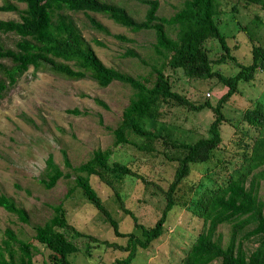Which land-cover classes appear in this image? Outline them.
<instances>
[{
  "label": "rangeland",
  "instance_id": "rangeland-1",
  "mask_svg": "<svg viewBox=\"0 0 264 264\" xmlns=\"http://www.w3.org/2000/svg\"><path fill=\"white\" fill-rule=\"evenodd\" d=\"M105 1L123 6L135 20H141L144 16L146 5L141 2ZM158 1V15L166 17L173 14L183 2ZM17 5L19 8L24 7L22 3ZM62 12L73 19L104 65L133 76H148L151 66L161 63L152 47L155 41L153 31L134 32L114 23L104 14L89 13L108 28L109 33H105L94 29L82 12ZM0 19H19V16L15 11L0 10ZM216 19L231 54L240 64H250L252 47L264 43V4L218 0ZM0 39L5 47L15 48L19 38L13 33L0 32ZM205 45L210 50L211 59H217L222 54L216 40H208ZM130 50L137 56L130 55ZM0 62L7 61L0 59ZM213 68L227 76L238 71V67L230 60L213 64ZM164 72L171 80L172 89L186 95L196 106L205 101L215 106L227 90L215 77L190 78L181 69L173 70L167 66ZM132 95L133 89L119 81L101 87L89 77L74 80L46 67L34 70L32 66L3 92L0 97V193L13 198L17 205L23 207L28 220L21 221L17 215L0 207V241L5 238L4 231L10 229L17 239L32 242L34 264H50V251L34 239V227L48 220L53 215L52 207L62 201L66 220L85 234L73 239L79 251L68 256L70 264H111L126 256V252L100 243L107 240L123 245L126 238L115 236L110 223L90 204L80 188L75 189L68 198L64 197L73 184L74 173L64 164L62 150L66 151L71 165L77 166L85 162L95 149L110 148L112 153L109 162L127 163L144 175L148 183L132 176L108 177L120 193L125 207L135 214L138 222L146 226L155 224L165 205L163 190L173 180L177 166L175 160L168 159L158 151H164L170 156L176 149L157 143L156 151L139 150L135 143L141 144V140L129 132L128 143L113 146V129L120 123L122 111ZM257 101L264 102V70L257 71L248 82L240 81L238 92L223 105L226 121L221 125L222 141L218 149L214 150L212 161L191 165V172L182 186V189L188 190L189 185H197L194 193V189L191 192L194 198L224 176L225 171L219 170L222 161L241 162L242 156L239 153L242 149L237 140H249L255 134L252 127L241 122V113ZM75 108L80 111L79 114L67 111ZM213 119L212 107L196 110L167 105L162 106L160 119L155 122L146 121L144 125L146 128L152 124L162 130L165 128L171 133L172 139L178 142H192L210 136L209 128ZM245 128L250 129V133H245ZM49 154L70 177L59 179L52 188L47 189L40 183V179L44 176ZM90 183L117 220L119 231H137L132 217L122 210L112 188L95 175L90 176ZM258 197L264 202V180L260 182ZM201 223V219L187 207L175 206L167 216L164 233L146 249L138 248L130 264L179 263L200 231ZM218 232L222 234L223 242H226L229 226H219ZM67 233L70 236L71 232ZM88 235L98 238L99 242L92 241ZM255 246L254 240L243 245L247 252Z\"/></svg>",
  "mask_w": 264,
  "mask_h": 264
},
{
  "label": "trees",
  "instance_id": "trees-1",
  "mask_svg": "<svg viewBox=\"0 0 264 264\" xmlns=\"http://www.w3.org/2000/svg\"><path fill=\"white\" fill-rule=\"evenodd\" d=\"M1 1L0 10L15 11L19 19H0V32L16 34L19 39L15 42V48L5 47L0 39V59L7 61L0 62V97L30 66L34 70L46 67L74 80L89 77L101 87L119 81L130 86L133 95L122 111L120 123L113 129V146L128 143L129 132L141 140V144L135 143L139 150L156 151L157 143L176 149L170 156L164 151H158L168 159L175 160L177 166L173 180L168 188L163 190L165 205L153 226L138 222L135 214L125 207L120 193L108 177L114 179L132 176L148 183L144 175L127 163L109 162L112 153L110 148L95 149L85 162L77 166L71 165L66 151L62 150L64 164L74 173L73 184L67 189L64 197L68 198L75 189L80 188L90 204L110 223L115 236L126 238L123 245L107 240L100 241L103 245L126 252V256L114 260L111 264H130L138 248L146 249L153 240L164 233L167 216L177 205L187 207L202 223L200 231L180 262L171 264H264V202L258 197L260 182L264 180V102H252L242 110L241 122L252 127L255 134L247 137L249 140H237L242 149L239 153L242 156L241 162L222 161L219 170L225 171L224 176L214 182L211 188H204L195 198L192 194L197 185H189L188 190L182 189L191 172V165L212 161L214 150L218 149L222 141L221 125L226 121L223 105L238 92V83L248 82L254 78L257 71L264 70V43L252 47L250 64H240L231 54L226 37L219 29L216 19L218 0H183L181 6L168 17L158 15V0H126L146 5L141 20H135L123 6L105 0ZM239 1L264 4V0ZM17 3L24 4V7L19 8ZM62 10L84 13L94 29L105 33H109L108 28L89 13L104 14L114 23L134 32L153 31L155 41L152 47L161 63L153 64L148 76H133L104 65L73 19ZM117 37L122 38L119 35ZM208 40L217 41L222 51L219 58L209 57L210 50L205 45ZM129 54L137 56L131 50ZM226 60L238 67L235 74L227 76L213 68V64ZM165 66L173 70L181 69L190 78L215 77L227 90L215 106H211L208 101L196 106L186 95L172 89L171 80L164 72ZM97 101L104 105L103 102ZM167 105L196 110L212 107L214 119L209 128L210 136L192 142H178L172 139L171 133L165 128L159 129L154 124L146 128L144 123L160 119L162 106ZM67 111L80 113L77 108ZM245 130V133H250V129ZM92 175L112 188L122 210L132 217L137 231H119L117 220L90 183ZM69 177L70 175L65 174L49 154L40 183L49 189L59 179ZM180 190L181 193L177 194ZM0 207L14 213L21 221L28 220L25 209L3 193H0ZM52 208L53 215L43 224L34 227L33 237L50 251V264H70L68 256L79 251L73 239L85 234L66 220L62 201ZM221 225L229 226L226 242H223V236L218 232ZM68 231L71 232L70 236ZM4 236L0 241V264H34L32 242L17 239L10 229L4 231ZM88 237L99 242L96 237ZM251 240L256 242V246L247 252L243 245Z\"/></svg>",
  "mask_w": 264,
  "mask_h": 264
}]
</instances>
